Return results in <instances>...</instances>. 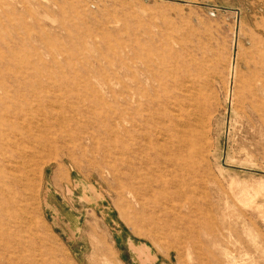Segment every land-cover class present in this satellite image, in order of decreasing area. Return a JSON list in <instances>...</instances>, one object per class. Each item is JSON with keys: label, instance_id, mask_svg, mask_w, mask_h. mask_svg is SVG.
Wrapping results in <instances>:
<instances>
[{"label": "rangeland", "instance_id": "374dc122", "mask_svg": "<svg viewBox=\"0 0 264 264\" xmlns=\"http://www.w3.org/2000/svg\"><path fill=\"white\" fill-rule=\"evenodd\" d=\"M0 203V264H264V0H0Z\"/></svg>", "mask_w": 264, "mask_h": 264}, {"label": "bare ground", "instance_id": "6f19581e", "mask_svg": "<svg viewBox=\"0 0 264 264\" xmlns=\"http://www.w3.org/2000/svg\"><path fill=\"white\" fill-rule=\"evenodd\" d=\"M180 143V142H179ZM181 144V143H180ZM171 145V144H170ZM114 146H115V144H114ZM181 146V145H180ZM157 152V151H156ZM155 154V153H154ZM153 158V157H152ZM155 158V157H154ZM155 164V163H154ZM137 170V169H136ZM135 170V171H136ZM134 172V171H133ZM149 172V171H148ZM140 174V173H139ZM124 175H126V174H124ZM128 175V174H127ZM123 178V177H122ZM127 178H129V176H127ZM136 178V177H135ZM140 178V177H139ZM142 179V178H141ZM127 180H129V179H127ZM138 180V179H137ZM126 182V181H125ZM131 182V181H130ZM140 183V182H139ZM21 185V184H20ZM140 186V185H139ZM142 186V185H141ZM145 187H146V185H145ZM4 188V187H3ZM141 188V187H140ZM6 189H8V188H6ZM145 189V188H144ZM4 190H5V188H4ZM4 190H2V192L4 191ZM139 190V189H138ZM7 192V191H6ZM141 193V192H140ZM2 194H4L5 195V193L3 192ZM7 195V194H6ZM139 195H141V194H139ZM7 197V196H6ZM5 198V197H4ZM140 199V198H139ZM136 200V199H135ZM11 201V200H10ZM9 201V202H10ZM138 201H140V200H138ZM141 201H142V199H141ZM13 202V201H12ZM15 203V202H14ZM20 203V202H19ZM19 203H17L18 205H19ZM143 203V202H142ZM1 204V203H0ZM13 205H15V204H13ZM9 206V205H8ZM15 206H17V205H15ZM16 208V207H15ZM17 208H19L18 206H17ZM20 209H22V208H20ZM3 210V209H2ZM17 210V209H16ZM23 210V209H22ZM14 211V210H13ZM148 211V210H147ZM19 212V211H18ZM17 212V213H18ZM23 212V211H22ZM27 212V211H26ZM8 213V212H7ZM16 213V214H17ZM21 213V212H20ZM28 213V212H27ZM26 213V214H27ZM19 214V213H18ZM25 214V213H24ZM24 214H22V215H24ZM21 215V214H20ZM24 217H25V215H24ZM23 218V217H22ZM21 218V219H22ZM26 219H27V216L25 217ZM12 219V218H11ZM16 219V218H15ZM25 219V220H26ZM153 219H154V216H153ZM151 223H153V221L151 222ZM17 224H20V223H18L17 222ZM154 224V223H153ZM131 226V225H130ZM8 227V226H7ZM18 229H19V227H18ZM20 229H21V227H20ZM24 229V228H23ZM29 229V228H28ZM16 230V229H15ZM22 230H20V232H21ZM28 231V230H27ZM2 232V231H1ZM24 232V231H23ZM5 233V232H4ZM10 233V232H9ZM12 234H13V232H12ZM136 234H137V231H136ZM26 235V234H25ZM17 236V235H16ZM1 238V237H0ZM15 238V237H14ZM10 239V238H9ZM16 239H17V237H16ZM20 239V238H19ZM25 239V238H24ZM21 240H22V238H21ZM20 240V241H21ZM4 241V240H3ZM3 241H0V242H3ZM19 241V240H18ZM24 241V240H23ZM15 243V242H14ZM17 244V243H16ZM20 244V243H19ZM23 245V244H22ZM16 246V245H15ZM14 248V247H13ZM17 249V248H16ZM21 249V248H20ZM15 251V250H14ZM17 252V251H16ZM16 252H14V253H16ZM26 253V252H25ZM24 253V254H25ZM17 254H18V252H17ZM20 254V253H19ZM14 256V255H13ZM17 256V255H16ZM8 257H10V256H8ZM25 257V256H24ZM12 259H13V257H12ZM18 259V258H17ZM24 260H26L25 258H23ZM3 260V259H2ZM20 260H21V258H20ZM33 259H31V261H32ZM17 261V260H16ZM22 261V260H21ZM20 262V261H19ZM36 262V261H35ZM21 263V262H20ZM23 263V262H22ZM29 263V262H28ZM26 264V263H25ZM32 264V263H31Z\"/></svg>", "mask_w": 264, "mask_h": 264}]
</instances>
